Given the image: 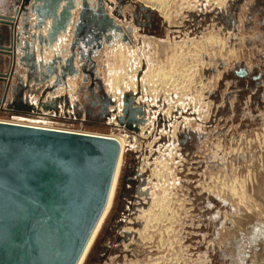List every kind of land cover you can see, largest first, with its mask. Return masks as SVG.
Returning a JSON list of instances; mask_svg holds the SVG:
<instances>
[{
    "label": "rangeland",
    "instance_id": "obj_1",
    "mask_svg": "<svg viewBox=\"0 0 264 264\" xmlns=\"http://www.w3.org/2000/svg\"><path fill=\"white\" fill-rule=\"evenodd\" d=\"M89 1L95 6L96 0ZM196 1L195 8L174 7L166 20L141 0H104L126 43L109 32L114 45H105L92 62H80L77 54L76 63L87 68L86 80L70 79L68 89L48 85L38 94L35 87L14 92L0 80V122L126 137L112 207L84 264H264V0H227L223 7ZM16 25L23 45L25 25ZM89 28L97 32L96 24ZM212 35L220 42L208 44ZM0 40L6 43L4 32ZM199 42L206 47L199 48ZM180 44L186 45L179 60L188 70L186 82L177 80L179 86L165 92L141 81L145 62L156 67ZM121 51L134 66L137 59L142 63L136 94H124L135 97L133 107L145 112L137 114L146 120L138 125L143 132L118 121L119 101L109 81L118 72L115 60ZM8 57L0 55L5 60L0 66L11 63ZM21 73L26 80V70ZM28 91L39 115L20 114L18 104L10 107ZM40 95L45 106L57 99L58 108L44 110ZM107 96L115 104L103 116ZM234 180L246 183L234 187ZM223 185L229 186L226 193H221ZM154 212L161 218L151 217Z\"/></svg>",
    "mask_w": 264,
    "mask_h": 264
},
{
    "label": "water",
    "instance_id": "obj_2",
    "mask_svg": "<svg viewBox=\"0 0 264 264\" xmlns=\"http://www.w3.org/2000/svg\"><path fill=\"white\" fill-rule=\"evenodd\" d=\"M16 4L7 15H0V24L5 26L0 25V33L4 32L6 41L0 40V55L11 60L10 72H0V80L7 81L14 92L35 87L38 94V89L48 85L67 87L68 79L76 76L86 80L87 68L85 63H76L77 54L80 62H92L105 45H114L109 32L126 43L104 0H96L95 6L89 0H21ZM30 14L34 15L32 24ZM17 21L25 25L23 45ZM90 24H96L95 34ZM61 39L59 53L43 62L45 53L55 50ZM0 62L4 64V58ZM25 70L26 80L21 73ZM14 75L16 83L12 82ZM26 93L10 107L18 104L22 115L40 113ZM105 98L107 109L114 101ZM42 99L38 96L44 110L58 108V100L45 106ZM133 102L132 98L125 101L118 121L138 133L143 122L139 115L144 112L134 108ZM120 155V143L110 137L1 121L0 264H78L107 207Z\"/></svg>",
    "mask_w": 264,
    "mask_h": 264
},
{
    "label": "bare ground",
    "instance_id": "obj_3",
    "mask_svg": "<svg viewBox=\"0 0 264 264\" xmlns=\"http://www.w3.org/2000/svg\"><path fill=\"white\" fill-rule=\"evenodd\" d=\"M141 1H144V3L147 5V6H151V8L152 9H156L159 13H160V15L164 18V19H166V20H171V17H172V10H174L173 8L175 7V8H179L180 6L183 8V7H185V8H191L192 6L195 8L196 7V3L194 4V5H192V2H195V0H141ZM212 1H214L219 7H223L224 5H225V3H226V1L227 0H212ZM196 2H198V0L196 1ZM180 3V5H178ZM210 5V4H209ZM109 9V8H108ZM181 9V8H180ZM183 10H184V8H183ZM109 11V10H108ZM191 11V10H190ZM77 14V13H76ZM75 14V15H76ZM183 14V13H182ZM76 17V16H75ZM74 21H75V19H74ZM216 39H217V41H219L220 42V38H218L217 36L215 37V36H211V38L210 39H208L207 38V41L206 42H208V44H211V42H214V41H216ZM216 41V42H217ZM176 43V42H175ZM200 44H202L201 42H199L198 43V46H199V48H201V47H206V45H202V46H200ZM176 45V44H175ZM181 45V44H180ZM192 45V44H191ZM197 45V44H196ZM220 45V44H219ZM61 46H62V44H61ZM61 46H60V48H61ZM177 46H179V45H177ZM186 45L185 44H182L181 45V47L178 49L177 47L175 48V49H173V53L172 54H170L167 58H166V61H163V62H158L159 64L155 67V66H152V65H150V63L149 64H147V62H145L146 63V66H147V69H146V71H144L143 73H144V78L143 79H141V81L142 82H144V83H146V81L147 82H149L151 85V88L152 87H154V88H156V90H161V89H163V91L165 90V92H167V91H170V89L171 88H173V87H175V86H179L178 84V81L177 80H180V81H182L183 83L184 82H186V77H185V70L183 69V67L181 68V61H179L180 60V58H182L183 56L182 55H184V52H186V50L184 49V47H185ZM170 47V46H169ZM210 47V46H209ZM224 47V46H223ZM119 49V48H118ZM122 49V48H121ZM120 49V50H121ZM197 51H198V47L197 48H195ZM202 49V48H201ZM206 49V48H205ZM204 49V50H205ZM218 49V48H217ZM119 50V51H120ZM195 51V50H194ZM202 51V50H201ZM234 51V50H233ZM200 52V51H199ZM59 53V52H58ZM202 53V52H201ZM188 54V53H187ZM186 54V55H187ZM195 54V53H194ZM231 54H232V52H231ZM234 54V53H233ZM128 55V54H127ZM127 55H125V52H123V51H121V52H118L117 54H116V57L118 58V59H116L115 60V69L116 70H118V72H116V73H114L113 72V74L114 75H112L111 76V81H109V82H111V84H112V90H114L115 91V95L117 96L116 98H118V101H119V103H118V113L119 114H121L120 116H118L117 115V117H121L122 115H123V110L126 108L125 107V101H129L130 102V98H132L133 99V106L135 105V102H136V99H135V97H132L131 96V94H124V93H126V92H131L132 93V95L133 94H136V91H137V82H136V80H135V77L136 76H138L137 74H139L138 72H139V69H142V63H138V59H137V62H136V66H134L133 65V63H134V61L132 60H130V59H128V57H127ZM192 55V54H191ZM230 55V54H229ZM129 56V55H128ZM203 56V55H202ZM236 56V55H235ZM198 57V56H197ZM138 58V57H137ZM185 59H186V57H184ZM183 58V59H184ZM182 60V59H181ZM190 60V59H189ZM193 60V59H192ZM196 60V59H195ZM179 61V63H180V65L177 63ZM184 61V60H183ZM194 61V60H193ZM140 62H141V60H140ZM143 62V61H142ZM149 62V61H148ZM198 62V61H197ZM163 63V64H162ZM194 63V62H193ZM200 63V62H199ZM112 64V63H111ZM205 64V63H204ZM165 65V66H164ZM168 65H171V67H168V69H166L167 68V66ZM184 65V64H183ZM182 65V66H183ZM200 65H202V67H204V65L203 64H200ZM187 66V65H186ZM194 67V66H193ZM195 68V67H194ZM122 69V70H121ZM180 69V70H179ZM187 69H190V68H187ZM196 69H197V67H196ZM110 70H111V68H110ZM193 70V69H192ZM141 71V70H140ZM180 72H182V74L180 73ZM112 73V72H111ZM187 73H188V70H186V75H187ZM183 74H184V79H183ZM110 77V76H109ZM79 77H74V78H70V79H78ZM70 79H68V80H70ZM110 79V78H109ZM189 80V79H188ZM68 82V81H67ZM181 82V83H182ZM189 83V82H188ZM69 84L70 85H72V87H76V84L73 82V81H70L69 82ZM183 85V84H182ZM65 88H67L68 89V86L67 87H65ZM187 88V87H186ZM150 90V89H149ZM189 90V89H188ZM151 91V90H150ZM149 91V92H150ZM124 94V95H123ZM114 95V96H115ZM122 97L124 98V100H123V102H122ZM38 98V97H37ZM142 98V97H141ZM54 100H57V99H54ZM117 100V99H116ZM113 102V101H112ZM114 104H115V102H114ZM123 104H124V107H123ZM178 105V104H177ZM136 108L138 107V108H141L142 109V107H139V106H135ZM171 109V108H170ZM170 109H169V111H170ZM36 110V109H35ZM142 111H143V109H142ZM144 112V111H143ZM150 112V111H149ZM38 115H39V113H37ZM144 116H145V112H144V114H143ZM140 119H143L142 117H139ZM138 118V119H139ZM114 120H115V117H114ZM2 121V120H1ZM143 123H145V121L146 120H144L143 119ZM4 122V121H3ZM5 122H7V123H11V124H21V123H18V122H16V123H12V122H8V121H5ZM189 123V122H188ZM21 125H24V124H21ZM150 125V124H149ZM25 126H29V127H38V128H42V129H52V130H58V131H68V130H64V129H62V130H59V129H55V128H43V127H39V126H34V125H32V126H30V125H25ZM149 127V126H148ZM147 127V128H148ZM139 128V127H138ZM142 128V129H141ZM141 128H139V131H140V129L142 130V132L144 131V127H141ZM175 129V128H174ZM177 130V129H176ZM175 130V131H176ZM138 131V132H139ZM264 131V130H263ZM68 132H71V131H68ZM72 133H82V134H87V135H96V136H101V137H106V138H108V137H110V138H113V139H115L118 143H120V145H121V155H120V160H119V163H118V165H117V168H116V171H115V177H114V180H113V183H112V187H111V193H110V196H109V199H108V202H107V207H106V209H105V211H104V213L102 214V216H101V218L99 219L100 221H99V223L97 224V226H96V229H95V231L93 232V236H92V238H91V240L89 241V243H88V245L86 246V248H85V250H84V253H83V255L81 256V259H80V261H79V263L78 264H84V262H85V260H86V258H87V256L89 255V253H90V249L92 248V246H93V244L95 243V241H96V238H97V236H98V233H99V231L101 230V228L103 227V225H104V223H105V219H106V217L108 216V214L110 213V210H111V207H112V202H113V199H114V195H115V192H116V183H117V181H118V178H119V172H120V167H121V163H122V156H123V152H124V149H125V147H126V145H127V140H126V137L125 136H123V137H119V136H115V135H108V136H103V135H101V134H96V133H93V134H91V133H85V132H72ZM177 133V132H176ZM175 133V134H176ZM263 136V135H262ZM175 137V136H174ZM259 137V136H258ZM176 138V137H175ZM262 142V141H261ZM264 142V141H263ZM263 144V143H262ZM264 145V144H263ZM262 147V146H261ZM221 150V149H220ZM235 151V150H234ZM238 151V150H237ZM148 166V165H147ZM141 170H142V168H141ZM140 171V170H139ZM250 174V173H249ZM236 175V174H235ZM251 179V178H250ZM236 180H237V178H236ZM242 181V180H241ZM224 182V181H223ZM222 182V183H223ZM236 182V184H238L237 183V181H235L234 180V182L233 183H231V185H233L234 187H235V185H234V183ZM249 182V181H248ZM241 183V182H240ZM246 183V182H245ZM244 183V184H245ZM253 183V182H252ZM244 184H238V185H240L241 187H242V185H244ZM229 185V184H228ZM227 185V186H228ZM231 185H229V186H231ZM221 186V185H220ZM227 186L225 187L224 185H223V187H222V192L221 193H226V190H227ZM228 186V187H229ZM233 186H231L232 188H234ZM237 186V185H236ZM247 186H248V184H247ZM246 186V187H247ZM162 188V187H161ZM240 188V187H239ZM238 188V189H239ZM243 188V187H242ZM241 188V189H242ZM235 189V188H234ZM234 189H232V191H234V193H237L238 191H236V189H237V187H236V189L234 190ZM244 189H245V187H244ZM244 189H242L241 190V193H242V191L244 190ZM248 189V188H247ZM247 189H245V190H247ZM165 190V189H164ZM218 191V190H217ZM165 192V191H164ZM219 192V191H218ZM233 193V192H232ZM231 193V194H232ZM240 193V192H239ZM228 194V193H227ZM245 194V193H244ZM243 194V195H244ZM248 194H249V192H248ZM148 195V194H147ZM242 195V194H241ZM247 195V194H246ZM250 195V194H249ZM225 196V195H224ZM223 196V197H224ZM228 196V195H227ZM233 196V195H232ZM245 196V195H244ZM233 197H235V198H237V197H239V195L237 196H233ZM185 198V197H184ZM235 198H233V199H235ZM240 198V197H239ZM240 199H242V198H240ZM245 199V197L243 198V200ZM182 200V199H181ZM180 201V200H179ZM183 201H184V199H183ZM181 202V201H180ZM239 202H240V200H239ZM184 203V202H183ZM156 204V203H155ZM180 204V203H179ZM154 205V204H153ZM153 205H152V207H153ZM157 205V204H156ZM155 205V206H156ZM182 205V204H181ZM184 205V204H183ZM239 205H241V202H240V204ZM246 205V204H245ZM158 206V205H157ZM156 206V207H157ZM248 205H246L245 207H247ZM151 207V208H152ZM257 207V206H256ZM250 208H252V207H250ZM249 208V209H250ZM260 209V208H259ZM258 208H257V210H259ZM151 210V209H150ZM159 210V209H158ZM253 210H254V208H253ZM148 211V210H147ZM154 211H156V210H154ZM252 211V210H251ZM261 211V210H260ZM259 211V212H260ZM182 212V211H181ZM146 213V212H145ZM144 213V214H145ZM162 213H164V212H162ZM176 213V212H175ZM157 214V213H156ZM172 214H173V212H172ZM148 214H146V216H147ZM150 215H151V213H150ZM159 215V214H158ZM165 215V214H164ZM170 216V215H169ZM142 217H144V216H142ZM151 217H154L155 219H159V218H161V216H157V215H155V212L154 213H152V216ZM151 217H149V218H151ZM162 217H164V216H162ZM148 219V218H147ZM166 219H167V217H166ZM169 219V218H168ZM150 220V219H149ZM153 220V219H152ZM170 220V219H169ZM156 221V220H155ZM158 221V220H157ZM161 221V220H160ZM164 222V221H163ZM176 223V222H175ZM150 224V223H149ZM128 231V230H127ZM167 231V230H166Z\"/></svg>",
    "mask_w": 264,
    "mask_h": 264
},
{
    "label": "crops",
    "instance_id": "obj_4",
    "mask_svg": "<svg viewBox=\"0 0 264 264\" xmlns=\"http://www.w3.org/2000/svg\"><path fill=\"white\" fill-rule=\"evenodd\" d=\"M15 1V0H14ZM16 2H17V0L15 1V2H10V0H0V15H2V16H4V15H7L8 14V12H9V9L10 8H15V5H16ZM32 18H33V16H32ZM72 36V30H70L69 31V35H68V38L66 37V40H67V42L69 43L70 42V37ZM61 41H62V45H63V43H64V40L63 39H61ZM60 44V43H59ZM59 44H57L56 46H55V50H57V52H59V49H58V45ZM61 46V45H60ZM37 50H38V47H37ZM37 50H36V52H37ZM55 50H53L52 52H50V53H45V56H44V58L42 59L43 60V62H45V61H47L48 59H50V57H52L55 53H57V52H54ZM9 58V57H8ZM8 58H7V60H8ZM10 59V58H9ZM38 59H40V56H38ZM11 66V64H8V63H6V65H5V67L4 66H0V70H2V69H8V70H10V68L9 67Z\"/></svg>",
    "mask_w": 264,
    "mask_h": 264
},
{
    "label": "flooded vegetation",
    "instance_id": "obj_5",
    "mask_svg": "<svg viewBox=\"0 0 264 264\" xmlns=\"http://www.w3.org/2000/svg\"><path fill=\"white\" fill-rule=\"evenodd\" d=\"M101 86V85H100ZM100 95V94H99ZM97 96V95H96ZM104 100H105V98H104ZM106 101V100H105ZM102 106H103V104H102ZM102 106L100 107V109L102 108ZM104 110H107V111H109V108H107V109H105V107L103 108V109H101V111L104 113ZM13 112V111H12ZM20 112V111H19ZM21 113V112H20Z\"/></svg>",
    "mask_w": 264,
    "mask_h": 264
}]
</instances>
